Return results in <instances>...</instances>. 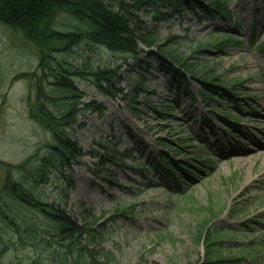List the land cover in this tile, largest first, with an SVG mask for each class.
<instances>
[{"label": "rangeland", "instance_id": "obj_1", "mask_svg": "<svg viewBox=\"0 0 264 264\" xmlns=\"http://www.w3.org/2000/svg\"><path fill=\"white\" fill-rule=\"evenodd\" d=\"M150 5L133 14L153 33L156 45L164 43L190 57L198 79L210 70L217 78L213 85L223 92L209 101L199 97L197 79L187 77L177 85L158 70H145L129 57L102 50L96 54L87 44L65 56L55 54L82 73L73 78L84 94L80 101H95L103 112L87 110L77 116L75 140L84 155L71 169L64 168L68 178L39 187L42 198L65 209L79 226L90 211L98 221L94 228L104 236L89 248L108 252L112 264H199L204 248L194 234L206 219L229 232L222 240L226 255L220 264H264V152L255 153L249 146L250 139L264 141V47L259 44L264 43V0H226L227 17L197 8L178 12L165 5L159 13L166 17L157 21L146 14L156 7ZM64 16L57 17L54 27L67 31ZM253 30L259 37L252 40ZM226 35L233 44L217 46ZM156 45L149 50L156 52ZM38 56L34 43L0 22V183L4 164L14 166L36 152L43 154L44 145L52 141L27 114L34 91L23 75L36 69ZM147 62L157 63L153 58ZM104 66L116 72L113 95L101 92L87 74ZM184 90L191 96H183ZM170 103L175 110L167 116ZM50 109L58 113L67 107ZM222 111H230L233 121L222 119ZM158 139L171 141L174 150L162 147ZM164 154L185 163L191 174L168 181L159 160ZM204 157L210 168L200 161ZM137 160L153 168L150 174L140 173ZM191 182L196 183L188 189ZM14 235L0 224V249L3 242L8 244L2 260L44 259L48 254Z\"/></svg>", "mask_w": 264, "mask_h": 264}, {"label": "trees", "instance_id": "obj_2", "mask_svg": "<svg viewBox=\"0 0 264 264\" xmlns=\"http://www.w3.org/2000/svg\"><path fill=\"white\" fill-rule=\"evenodd\" d=\"M152 4L150 12L152 19L157 21L166 17L159 13V8L171 6L173 11L182 12L195 8L206 15L220 13L227 17L229 11L226 0H0V22L34 43L39 49L38 64L33 72L23 75L34 91L33 98L27 100L28 118L37 123L51 134L52 141L44 145L45 153L38 152L27 157L17 165L5 166V174L0 183V224L13 232L22 243L32 241L30 246H41L48 251L44 259L39 255L26 257V260H2L7 245L5 242L0 249V264H112L113 257L108 253L94 252L89 246L97 243L104 236L102 231L94 228L98 221L91 212L86 213V223L79 226L66 213L65 209L55 202L45 201L40 186L50 181L58 182L68 178L64 168L71 169L84 155L75 140L78 125L76 118L87 110L102 113L103 108L95 101L82 102L83 92L74 84L73 78L82 73L65 60L75 47L80 44L93 46L96 50L105 51L118 57H129L145 70L152 68L167 75L177 85L185 84L187 77L197 79L201 83L200 93L209 101L214 95L222 92V88L213 85L217 80L211 71L204 72V79L195 77L198 69L190 62V57L177 54L164 43L156 45L152 32L142 28L139 19L134 16L135 10ZM134 5H138L137 9ZM65 15L62 23L70 30L62 31L54 27L57 17ZM221 41L217 46L223 47L225 42L232 43V36ZM173 40V39H170ZM237 43V42H236ZM235 43V44H236ZM233 44V43H232ZM139 45L149 49L156 45V52L145 53ZM264 47V45H261ZM97 54V53H96ZM156 60L155 65L148 60ZM70 65V66H68ZM92 83L101 92L115 94L111 81L116 75L115 69L107 66L97 67L87 71ZM139 84L143 77L139 75ZM105 86V87H104ZM118 94V93H117ZM183 96L189 95L185 90ZM190 96V95H189ZM63 104L67 107L64 112H53L50 107ZM167 116H172L175 110L171 103L167 105ZM133 114H136L131 109ZM168 130H171L168 129ZM165 148L173 149L172 142L158 139ZM174 150V149H173ZM160 163L167 180L190 175L189 167L181 162L168 158L165 154L159 156ZM206 157L200 159L205 168ZM141 174H150L152 167H144L137 160ZM192 177V176H191ZM193 199L188 197V202ZM83 210H86L84 207ZM19 211L22 213L19 215ZM233 211L231 210V213ZM122 211V215H126ZM119 214L111 217L115 218ZM229 232L211 224L209 219L195 228L194 241L201 243L204 253L199 264H220L226 255L223 248V238ZM24 236V237H23ZM42 237V238H41ZM23 238V239H22ZM14 244L13 241H9ZM28 245V244H25ZM50 259V263L46 260Z\"/></svg>", "mask_w": 264, "mask_h": 264}, {"label": "bare ground", "instance_id": "obj_3", "mask_svg": "<svg viewBox=\"0 0 264 264\" xmlns=\"http://www.w3.org/2000/svg\"><path fill=\"white\" fill-rule=\"evenodd\" d=\"M261 19V18H259ZM264 29V28H263ZM263 29H260L259 30V34L262 35L263 34ZM251 145V146H250ZM249 146L252 147L253 151L256 153V152H264V141L261 139V140H257V139H250V142H249ZM241 156H244V155H241Z\"/></svg>", "mask_w": 264, "mask_h": 264}]
</instances>
